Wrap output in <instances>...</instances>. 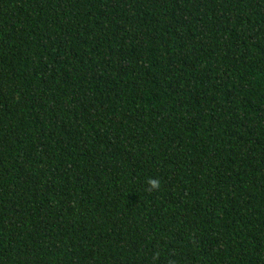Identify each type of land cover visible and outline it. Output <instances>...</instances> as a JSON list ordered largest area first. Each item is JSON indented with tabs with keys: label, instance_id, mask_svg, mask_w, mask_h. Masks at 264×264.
Here are the masks:
<instances>
[{
	"label": "trees",
	"instance_id": "1",
	"mask_svg": "<svg viewBox=\"0 0 264 264\" xmlns=\"http://www.w3.org/2000/svg\"><path fill=\"white\" fill-rule=\"evenodd\" d=\"M0 264H264V0H0Z\"/></svg>",
	"mask_w": 264,
	"mask_h": 264
},
{
	"label": "clouds",
	"instance_id": "2",
	"mask_svg": "<svg viewBox=\"0 0 264 264\" xmlns=\"http://www.w3.org/2000/svg\"><path fill=\"white\" fill-rule=\"evenodd\" d=\"M146 184V191L148 192L158 191L161 188V181L158 178L150 177L147 179Z\"/></svg>",
	"mask_w": 264,
	"mask_h": 264
}]
</instances>
